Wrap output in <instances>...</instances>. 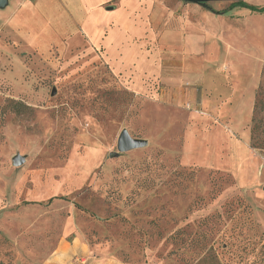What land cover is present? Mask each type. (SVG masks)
Masks as SVG:
<instances>
[{
    "label": "rangeland",
    "instance_id": "374dc122",
    "mask_svg": "<svg viewBox=\"0 0 264 264\" xmlns=\"http://www.w3.org/2000/svg\"><path fill=\"white\" fill-rule=\"evenodd\" d=\"M233 1L206 3L221 10ZM8 2L0 8V264H64L59 244L75 239L125 264H264V140L250 142L255 98L264 132V13L217 16L179 0L211 32L212 69L209 86L185 84L193 98L171 101L155 74L140 91L129 88L85 41L32 45L3 26ZM237 87L238 108L225 109L222 97ZM122 129L147 144L118 152Z\"/></svg>",
    "mask_w": 264,
    "mask_h": 264
},
{
    "label": "crops",
    "instance_id": "0c3cea01",
    "mask_svg": "<svg viewBox=\"0 0 264 264\" xmlns=\"http://www.w3.org/2000/svg\"><path fill=\"white\" fill-rule=\"evenodd\" d=\"M187 1L217 16L230 14L236 8L264 13L238 6L221 12L229 5L214 10L203 5L208 0ZM180 3L179 0H14L12 4L9 0L8 6L12 5L3 26H11L32 45L40 47L56 39L68 43L85 41L95 56L99 54L111 72L122 76L132 90L140 91L143 78L155 74L165 87L162 92L166 100H175L177 93L190 99L193 90L185 84L209 86L206 72L212 69V57L206 44L211 43V32L189 19L190 8H183ZM237 78V73H233L231 79ZM210 84L220 88L216 74H212ZM238 87L222 97L225 109L238 108L235 107ZM185 105L189 107L190 102ZM58 250L59 260L64 264H125L114 256L94 257L88 246L76 239L61 242Z\"/></svg>",
    "mask_w": 264,
    "mask_h": 264
},
{
    "label": "trees",
    "instance_id": "16d2710c",
    "mask_svg": "<svg viewBox=\"0 0 264 264\" xmlns=\"http://www.w3.org/2000/svg\"><path fill=\"white\" fill-rule=\"evenodd\" d=\"M203 5L205 7H209L206 5V3H204ZM235 6L249 8L253 11L264 12V6L256 7V6L248 4L247 2L243 0H237V1L230 3L229 6L226 9L222 10L221 12H224L227 9H230ZM262 103H263L262 100H258L255 98V102L253 105L254 115L251 118V126H250V142H251L252 147H260V144H262V140H264V132H263V129L261 128L262 117L259 118L258 116H256L257 112H262Z\"/></svg>",
    "mask_w": 264,
    "mask_h": 264
},
{
    "label": "water",
    "instance_id": "95a60500",
    "mask_svg": "<svg viewBox=\"0 0 264 264\" xmlns=\"http://www.w3.org/2000/svg\"><path fill=\"white\" fill-rule=\"evenodd\" d=\"M192 2H203L205 0H190ZM7 0H0V8L5 6ZM55 90H52V94ZM147 144V140L141 138L132 137L126 129H122L117 137L116 149L118 152H125L133 148L143 147ZM24 162V157L20 154H15L12 158V164L19 166Z\"/></svg>",
    "mask_w": 264,
    "mask_h": 264
},
{
    "label": "built area",
    "instance_id": "2783aa9c",
    "mask_svg": "<svg viewBox=\"0 0 264 264\" xmlns=\"http://www.w3.org/2000/svg\"><path fill=\"white\" fill-rule=\"evenodd\" d=\"M187 106H188V104H187Z\"/></svg>",
    "mask_w": 264,
    "mask_h": 264
}]
</instances>
